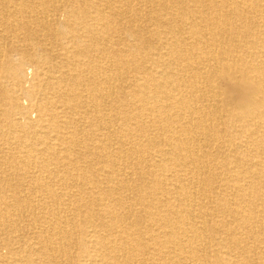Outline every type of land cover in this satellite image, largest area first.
<instances>
[{
    "label": "bare ground",
    "instance_id": "obj_1",
    "mask_svg": "<svg viewBox=\"0 0 264 264\" xmlns=\"http://www.w3.org/2000/svg\"><path fill=\"white\" fill-rule=\"evenodd\" d=\"M3 105L0 264H264V0H0Z\"/></svg>",
    "mask_w": 264,
    "mask_h": 264
},
{
    "label": "rangeland",
    "instance_id": "obj_2",
    "mask_svg": "<svg viewBox=\"0 0 264 264\" xmlns=\"http://www.w3.org/2000/svg\"><path fill=\"white\" fill-rule=\"evenodd\" d=\"M12 43H14V44H19V42L18 43H15L14 41H11ZM4 43V45H7V41H4L3 42ZM3 43L1 44V49H2V47H4V45H3ZM32 72H33V70H32V68H29L28 66L25 68V70H24V77L25 78H27L28 80H31L32 79ZM26 86H27V84H26ZM21 101L23 102V103H26L27 101H26V99L25 98H22L21 99ZM1 112H0V117H3L5 114H6V106H4L3 105V107H1ZM6 116V115H5ZM31 117H36V115H35V113H33V114H31ZM1 121H5L4 119H0ZM20 173H21V171H20ZM0 175H2L1 174V172H0ZM9 175V174H8ZM9 176H12V175H9ZM19 176V175H18ZM8 177V176H7ZM14 177H16V176H14ZM47 181H49L48 179H46ZM15 183V185L17 186H19L20 188H18L22 193L26 190V188L29 186L27 183V181H29V178H28V180H13ZM12 182V181H11ZM6 183V182H5ZM49 183V182H48ZM4 184V182L2 183V185ZM27 184V185H26ZM49 185H51V184H49ZM27 186V187H26ZM4 187H7V185H4ZM52 187V186H51ZM53 187H55L56 188V190L57 191H59L60 189H59V185L58 184H56V183H54V185H53ZM7 193V195H9V197L7 198V200L9 201H12L11 199H12V197L10 196V194H11V190H9V191H6ZM21 229V228H23V229H19V231H23L24 229H25V226H24V223H20V224H12V225H10V226H8L7 228H6V230L8 231V232H10V230H12V229ZM75 229V228H74ZM76 230V229H75ZM79 233V229L77 228V233L76 234H78ZM78 237H80L79 235H77ZM4 240H2V238H0V242H3ZM71 243H74L73 241L71 242ZM18 246H19V244H18ZM17 246V247H18ZM0 253H2L3 255H6L7 254V250L5 249V248H3L2 246L0 247ZM71 259H72V263L73 264H81L82 263V258H81V255H82V252H81V248H79V245L78 244H74V245H72V248H71ZM81 254V255H80Z\"/></svg>",
    "mask_w": 264,
    "mask_h": 264
}]
</instances>
